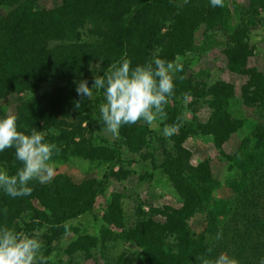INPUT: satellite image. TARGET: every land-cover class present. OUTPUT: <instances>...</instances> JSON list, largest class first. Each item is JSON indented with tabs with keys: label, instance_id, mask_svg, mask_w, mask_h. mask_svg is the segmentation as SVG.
<instances>
[{
	"label": "trees",
	"instance_id": "1",
	"mask_svg": "<svg viewBox=\"0 0 264 264\" xmlns=\"http://www.w3.org/2000/svg\"><path fill=\"white\" fill-rule=\"evenodd\" d=\"M245 2L243 7L224 0L222 8H213L209 0H0V101L17 98L12 112L17 130L43 131L45 142L60 150L53 155L55 163L77 158L102 168L98 179L78 183L64 173H55L46 184L31 181V195L15 199L0 189V227L40 239L44 264H76V256L90 257V250H103L107 240L137 248L140 264H199L196 257L209 247V258L224 252L239 264H259L264 257V72L249 64L253 47L248 33L255 17L264 16V0ZM198 31L205 41L212 34L223 39L226 70L243 78L238 94L230 82H208L201 72L187 73ZM156 58L183 66L173 77L167 119L160 122L161 127L177 124L178 130L171 137L157 136L140 121L122 126L118 141H108L101 134L103 90H95L76 110L74 102L81 100L76 82L86 80L91 86L95 76L123 59L135 68ZM187 98L189 118L183 119L180 106ZM237 100L255 119L227 152L230 136L249 121L233 110ZM202 105L209 112L199 121L196 112ZM7 114L0 105V119ZM192 136L206 137L217 161L224 163L223 183L230 197L215 196L218 181L211 173V158L191 163L184 142ZM127 154L149 159L152 170L166 176L175 205L144 210L137 202L131 221H125L123 195L112 191L104 197V192L109 180L123 181L132 174L129 165L135 161ZM21 167L14 148L0 152V170L15 175ZM87 215L96 227L91 231L70 225ZM196 216L201 218L198 230L190 224ZM218 231L220 240L215 239ZM66 233L74 237L53 248ZM114 264L126 263L118 256Z\"/></svg>",
	"mask_w": 264,
	"mask_h": 264
},
{
	"label": "clouds",
	"instance_id": "2",
	"mask_svg": "<svg viewBox=\"0 0 264 264\" xmlns=\"http://www.w3.org/2000/svg\"><path fill=\"white\" fill-rule=\"evenodd\" d=\"M209 3L213 8L224 6V0H209ZM182 71V64L164 59L156 58L135 68L131 67L130 60L123 59L119 64L113 63L103 76H95L91 87L86 80L76 82L75 91L81 100L74 102V107L79 110L83 100L93 96V90H103L105 102L100 105L99 112L107 133L118 136L122 126L140 121L158 127V120L163 123L167 119L165 106L175 90L173 77ZM17 119L12 113L0 119V152L14 148L15 159L22 164L15 175L0 170V189L13 199L31 195L33 188L28 186L31 181L51 182L55 175L52 158L60 151L56 144L45 142L43 131L35 128L30 134L18 131ZM178 127L165 124L162 134L171 137ZM222 236L218 231L215 239L220 240ZM42 248L40 239L7 226L0 227V264H44ZM212 252L209 247L206 254L197 256L199 264H239L224 252L214 259L209 258ZM259 264H264V257Z\"/></svg>",
	"mask_w": 264,
	"mask_h": 264
},
{
	"label": "rangeland",
	"instance_id": "3",
	"mask_svg": "<svg viewBox=\"0 0 264 264\" xmlns=\"http://www.w3.org/2000/svg\"><path fill=\"white\" fill-rule=\"evenodd\" d=\"M234 1L243 7L246 6L245 0ZM39 2L44 4L47 3V0H39ZM261 15L262 14L259 13V15L255 17V24L251 27L248 33V42L250 46L253 47V53L249 59V64L256 66L257 69L264 72V19H261L264 16ZM194 43L195 51L193 54L189 55L187 59L189 60L187 73L189 75H193L201 72V79L208 82L215 79L230 82L234 84L236 94H238V87L243 81V78L238 75H233L226 70L224 56L221 53L223 39L212 34V36H210V40L205 41L203 34L198 31L195 36ZM179 60L180 59H178V61ZM94 94L95 90H93V95ZM16 100V97H12L8 101L1 100L0 105L6 112L12 113L15 109ZM187 100L188 98L184 102H181L180 106V114L183 119L189 118V111L185 106V102H187ZM232 108L234 111H241L242 115H244L249 121L246 122L245 126H243L240 131L230 136L225 145L227 152H231L238 144L239 139L244 134L249 132L251 127L250 121L255 119L251 110L243 107L238 100L233 103ZM208 112V108L205 105H202L196 112L197 120L204 121ZM157 124L158 127H149L155 134H157V136H164L162 134L163 127L160 126L159 120L157 121ZM101 134L110 142L118 141L117 136H113L105 130L101 132ZM184 146L191 152V163L193 164L197 163L204 157L211 158V173L213 178L218 181L215 196L219 198L230 197L231 193L223 183V179L227 174L225 165L224 163L217 161L215 158V152L208 139L201 136H192L184 142ZM153 148L156 150V152H154V158L155 161H157L160 157V147L157 140L153 142ZM127 156H130V158L135 161L129 165L132 170V174L123 181L109 180L104 192V197H108V194L112 191L120 192L123 195L124 201H126L125 221H131V211L137 202L142 204L144 210H147L149 205H175V200L172 197L170 185L166 176H164L159 169L152 170L149 159L141 161L137 154H127ZM53 163L55 173H64L75 183L88 178L98 179L102 171L101 166L96 162H88L77 158H70L64 163ZM102 201L103 199L101 198L99 201L100 204ZM99 210L100 208L98 206L94 211V215L97 217L100 215ZM200 221L201 218L196 216L190 222L194 230H198L200 228ZM70 225L83 229L86 228L89 229V231H91L92 228H96L93 226L94 221L90 215L80 217L70 222ZM72 237H74L73 234L66 233L62 236L59 243H52L51 246L55 248L54 245L57 244L56 247H61L70 241ZM118 256H121L122 259L125 260L126 264L128 262H132V264H140L137 248L122 241L110 242L108 240L105 242V248L103 250L99 248L91 249L90 257L85 258L83 255H79L74 258V262L76 264H114Z\"/></svg>",
	"mask_w": 264,
	"mask_h": 264
}]
</instances>
